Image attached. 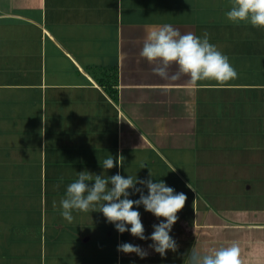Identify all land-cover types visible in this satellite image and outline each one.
<instances>
[{
  "label": "crops",
  "instance_id": "0c3cea01",
  "mask_svg": "<svg viewBox=\"0 0 264 264\" xmlns=\"http://www.w3.org/2000/svg\"><path fill=\"white\" fill-rule=\"evenodd\" d=\"M229 7L0 0V264H184L193 245L208 252L231 243L240 264H264V28L231 23ZM165 23L207 31L237 77L194 83L152 73L156 62L140 50L147 31ZM109 153L124 161L108 175L146 178L150 169L186 194L170 233L175 252L161 257L98 211L61 217L76 171L100 173ZM139 210L148 235L158 218ZM125 241L149 254L118 252Z\"/></svg>",
  "mask_w": 264,
  "mask_h": 264
},
{
  "label": "clouds",
  "instance_id": "9594fccd",
  "mask_svg": "<svg viewBox=\"0 0 264 264\" xmlns=\"http://www.w3.org/2000/svg\"><path fill=\"white\" fill-rule=\"evenodd\" d=\"M229 5L224 16L231 23L246 22L253 27L264 28V0H229ZM140 56L149 63L156 62L151 71L162 79L176 80L181 75H187L194 83L205 79L223 82L238 75L228 55L210 42L207 31L202 35L191 31L182 33L179 28L167 23L147 31ZM172 64L177 66V71L170 74ZM123 161L122 155L114 158L109 153L102 163L99 162L100 173L87 169L76 171L75 179L66 185L58 202L61 217L72 223L78 212L98 211L119 233L128 231L140 240H150L147 247L161 257L167 254V250L175 252L178 244L170 233L178 220V211L185 204L186 194L177 192L163 179L153 180L150 169L146 178H140L136 173L124 176L119 171L107 174L106 170L120 167ZM137 193L138 197L132 198ZM56 203L53 201L54 207ZM141 206L158 218V223L152 225L153 231L148 235H145L141 220ZM117 251L135 253L141 259L149 254L140 244L128 241L118 243ZM185 257L184 264H240L236 243L208 252L193 245Z\"/></svg>",
  "mask_w": 264,
  "mask_h": 264
}]
</instances>
